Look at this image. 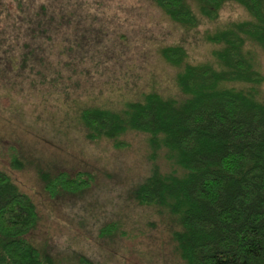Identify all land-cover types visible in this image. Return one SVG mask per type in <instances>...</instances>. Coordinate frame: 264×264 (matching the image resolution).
Listing matches in <instances>:
<instances>
[{
    "label": "rangeland",
    "instance_id": "obj_1",
    "mask_svg": "<svg viewBox=\"0 0 264 264\" xmlns=\"http://www.w3.org/2000/svg\"><path fill=\"white\" fill-rule=\"evenodd\" d=\"M192 7L195 27L172 21L156 0H0V168L36 205L29 241L61 264H82L80 257L91 264H182L171 238L176 220L133 200L152 167L147 135L127 129L120 148L106 137L91 141L81 111L121 112L149 92L182 97V66L212 63L221 47L207 33L251 19L235 1L213 20ZM175 46L186 52L180 67L161 54ZM245 49L263 76L264 98V50L249 41ZM165 153L156 163L169 171ZM13 154L19 169L9 168ZM57 172L93 179L51 195L40 176Z\"/></svg>",
    "mask_w": 264,
    "mask_h": 264
},
{
    "label": "trees",
    "instance_id": "obj_2",
    "mask_svg": "<svg viewBox=\"0 0 264 264\" xmlns=\"http://www.w3.org/2000/svg\"><path fill=\"white\" fill-rule=\"evenodd\" d=\"M226 1L241 4L251 19L207 33L206 39L221 47L213 51L212 63L182 66L176 75L182 97L149 92L121 112L100 107L81 111L91 141L106 137L120 148L119 137L127 129L147 135L152 167L134 189L133 200L176 220L179 229L171 238L182 264H264L263 76L253 52L245 49L249 41L264 50V0L156 3L172 21L195 27L199 20L192 5L213 20ZM161 54L178 67L186 57L180 46L165 47ZM160 150L166 152L169 171L156 163ZM21 167L13 154L9 168ZM40 178L51 195L86 187L93 179L83 172L75 177L42 173ZM38 219L31 197L0 168V264H61L29 241ZM79 261L91 264L83 257Z\"/></svg>",
    "mask_w": 264,
    "mask_h": 264
}]
</instances>
